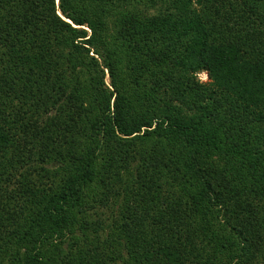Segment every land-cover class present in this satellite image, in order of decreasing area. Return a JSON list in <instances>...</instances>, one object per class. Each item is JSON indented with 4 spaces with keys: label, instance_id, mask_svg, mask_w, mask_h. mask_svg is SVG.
Segmentation results:
<instances>
[{
    "label": "trees",
    "instance_id": "obj_1",
    "mask_svg": "<svg viewBox=\"0 0 264 264\" xmlns=\"http://www.w3.org/2000/svg\"><path fill=\"white\" fill-rule=\"evenodd\" d=\"M259 259L264 0H0V264Z\"/></svg>",
    "mask_w": 264,
    "mask_h": 264
},
{
    "label": "rangeland",
    "instance_id": "obj_2",
    "mask_svg": "<svg viewBox=\"0 0 264 264\" xmlns=\"http://www.w3.org/2000/svg\"><path fill=\"white\" fill-rule=\"evenodd\" d=\"M198 79L203 84L209 83L208 75L206 73L199 74L198 75ZM107 84H110L109 79H107ZM254 264H264V260L263 259H259Z\"/></svg>",
    "mask_w": 264,
    "mask_h": 264
}]
</instances>
